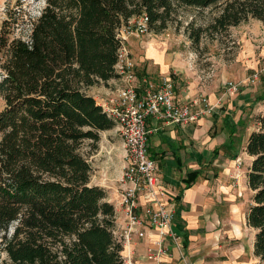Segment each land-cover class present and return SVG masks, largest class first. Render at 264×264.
I'll list each match as a JSON object with an SVG mask.
<instances>
[{"label": "trees", "instance_id": "1", "mask_svg": "<svg viewBox=\"0 0 264 264\" xmlns=\"http://www.w3.org/2000/svg\"><path fill=\"white\" fill-rule=\"evenodd\" d=\"M218 2L46 0L27 39L13 36L26 14L8 10L0 29V234L18 223L8 245L15 264H124L115 207L105 189L91 184L93 167L81 153L84 142L97 145L116 124L87 89L118 79L117 35L129 20L146 13L159 33L175 4L205 9ZM248 17L264 22V0L226 4L211 27L225 31ZM253 102L264 104V91ZM229 119L226 147L238 152L236 134L245 122ZM246 152L255 192L248 225L257 231L254 253L264 264V114ZM200 174L191 173L187 186Z\"/></svg>", "mask_w": 264, "mask_h": 264}, {"label": "crops", "instance_id": "2", "mask_svg": "<svg viewBox=\"0 0 264 264\" xmlns=\"http://www.w3.org/2000/svg\"><path fill=\"white\" fill-rule=\"evenodd\" d=\"M155 46V43L142 42L131 50L140 91L148 84L159 86L163 79H169L174 85L176 103L189 104L198 98L200 94L194 83L187 81L180 67ZM117 84L116 80H111L88 88L87 93L96 101H101L108 97ZM225 116L230 118L228 121L231 124H238L243 119L240 117L236 120L226 111L201 115L197 121L186 125L147 119L149 153L157 166L155 176L159 181V196L175 211L172 230L180 240L176 245L170 238L165 239L167 253L156 260H149L147 255L151 251H158V233L150 229L143 238L133 235L132 241L123 246L124 264H260V258L254 253V244L250 248L242 243L237 245L236 242L244 236V225L249 226L248 216L243 222L241 215L235 214L240 206L234 209V213L231 209L230 213L221 214V206L226 204L229 193L227 190L218 191L215 181L219 180L224 168L217 163L220 157L233 161L242 154L233 150V147L230 150L226 147L228 134L223 123ZM219 120H222V126L216 128ZM241 126L236 134L239 139H242L239 135ZM237 149L242 151L241 145ZM215 150L217 156H214ZM245 154L249 156L247 152ZM194 172L201 174L192 185L187 186L186 179ZM247 181L250 188L248 175ZM108 200L117 204L115 231L123 233L127 222L124 207L121 206V195L108 196ZM148 205V201L140 194L136 213L143 216ZM235 205L238 206L237 203ZM223 223H231L230 229L226 230ZM229 241L228 245H224V242Z\"/></svg>", "mask_w": 264, "mask_h": 264}, {"label": "rangeland", "instance_id": "3", "mask_svg": "<svg viewBox=\"0 0 264 264\" xmlns=\"http://www.w3.org/2000/svg\"><path fill=\"white\" fill-rule=\"evenodd\" d=\"M234 1L219 0L216 5L205 9L175 4L172 20L167 23L165 30L159 33L151 30L140 37L133 35L129 38L128 47L133 51L136 44L155 43L156 49L180 67L187 81L194 83L200 96L213 101L215 112H229L236 120L243 118L245 126H241L239 132L242 151L238 150L242 154L233 161L220 157L217 164L224 171L215 182L218 191L227 190L229 193L224 201L226 204L221 206V214H228L231 209L234 213V209L240 206L235 214H240L244 222L254 204L255 194L247 181L253 158L245 154V147L264 114L263 103L253 104L255 97L264 91V74L258 82L251 83L252 75L264 70V22L248 17L238 26H231L225 31L212 29L211 25L221 10ZM45 5L46 0H0V29L8 17V10L22 11L26 15L14 23L13 36L27 39L31 23L40 17ZM195 36L199 38L195 39ZM229 83L236 85L237 90L230 92ZM4 105L0 97V111ZM221 126L222 120H219L216 128ZM100 136L97 145L88 140L81 148V153L93 167L91 184L105 189L108 196L121 195V177L128 165L121 133L115 125L113 129L101 132ZM112 204L114 207L117 205L116 202ZM17 227L18 223H15L7 232L0 234V264H15L11 260L8 245ZM223 227L229 230L231 223H223ZM243 228L244 236L242 240L236 241L237 245L242 243L251 248L257 231L245 225ZM229 243L224 242V245Z\"/></svg>", "mask_w": 264, "mask_h": 264}, {"label": "built area", "instance_id": "4", "mask_svg": "<svg viewBox=\"0 0 264 264\" xmlns=\"http://www.w3.org/2000/svg\"><path fill=\"white\" fill-rule=\"evenodd\" d=\"M149 23V17L144 13L129 20L118 31L120 47L115 66L118 84L106 99L96 102L121 133L128 160L121 177V206L124 207L127 227L123 233L115 231V235L124 246L132 241L133 235L143 238L146 231H156L159 235L158 251L147 255L149 260H156L168 251L164 246L165 239L170 238L178 245L180 238L172 230L175 211L159 196V181L155 176L157 166L149 153L147 119L155 118L175 125L191 124L201 115L214 113L216 105L203 95L189 104L176 103L174 85L169 79H163L159 86L148 84L140 91L135 74L136 62L128 43L133 35L140 37L150 33ZM263 72L252 75L251 83L258 82ZM229 86L230 92L237 90L233 83ZM140 194L149 203L143 216L136 213Z\"/></svg>", "mask_w": 264, "mask_h": 264}]
</instances>
